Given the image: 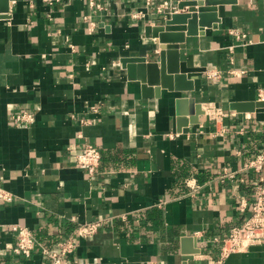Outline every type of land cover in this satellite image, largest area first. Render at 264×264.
I'll return each instance as SVG.
<instances>
[{
	"label": "crops",
	"instance_id": "0c3cea01",
	"mask_svg": "<svg viewBox=\"0 0 264 264\" xmlns=\"http://www.w3.org/2000/svg\"><path fill=\"white\" fill-rule=\"evenodd\" d=\"M180 1L10 0V16L0 17V187L11 194L0 201V264H51L43 249L71 235L69 264H185L193 247L188 264H216L231 228L249 218L255 175L245 165L264 151V0L208 11L213 25L199 24L181 48L197 69L187 74L194 89L144 97L121 60H158L153 28L186 13ZM20 109L36 121L15 124ZM87 144L102 155L93 175L76 166ZM225 169L235 177L222 179ZM90 221L102 222L98 232L78 236ZM16 225L37 240L28 258L12 251ZM227 264H264V245Z\"/></svg>",
	"mask_w": 264,
	"mask_h": 264
},
{
	"label": "built area",
	"instance_id": "2783aa9c",
	"mask_svg": "<svg viewBox=\"0 0 264 264\" xmlns=\"http://www.w3.org/2000/svg\"><path fill=\"white\" fill-rule=\"evenodd\" d=\"M151 0H147L150 3ZM169 7L166 1L159 7L161 13ZM237 33V31H233ZM246 36L245 34L243 35ZM213 78L220 76L219 72L212 73ZM259 99L264 100V90L259 91ZM224 112L220 109H213L212 116L214 119L219 120L224 116ZM13 122L20 126L28 127L36 121V114L28 109H20L11 113ZM102 155L100 149L92 144H87L83 150L77 154L76 166L81 169H86L90 174H95L101 163ZM246 169L253 171L255 178L253 181V202L251 215L241 225L231 228L228 235L224 238L221 247V256L216 264H227V259L234 253L248 251L253 246L264 245V151L259 152L253 158L249 159L245 165ZM235 177V172L228 169L224 170L221 178ZM191 184L190 181L187 185L192 189L199 187L195 181ZM1 199L10 200L11 194L4 188L0 187V201ZM165 201L160 200L159 206L164 205ZM102 222L90 221L81 223L77 228V234L80 237L94 236ZM14 230L17 233V243L13 246L12 251L21 257H30L36 248L37 240L32 231L22 225H16ZM77 238L71 235L64 240L60 241L56 248H44V254L50 259L51 264H69L67 257L75 252L77 249Z\"/></svg>",
	"mask_w": 264,
	"mask_h": 264
},
{
	"label": "water",
	"instance_id": "95a60500",
	"mask_svg": "<svg viewBox=\"0 0 264 264\" xmlns=\"http://www.w3.org/2000/svg\"><path fill=\"white\" fill-rule=\"evenodd\" d=\"M225 0H182L178 3V9H183L188 6L186 13H179L175 11L165 24H159L153 28V35L158 38L160 52L158 60L149 61L146 56H125L121 62L123 67L127 70L130 80H138L141 82L142 94L144 97L152 98L155 95L160 96L162 88L169 91H191L194 89V82L188 80L187 74L197 69L188 67L186 62L181 59V48L185 47L186 37L198 33L199 24L202 26H212L213 23L207 22L205 19L214 17L215 14L209 15L210 10L215 11L216 5L224 3ZM200 6L198 9L196 6ZM10 12V0H0V17L8 18ZM173 24H188L187 30L172 31L167 30V25ZM157 93L153 89L155 86ZM160 88V89H159ZM186 102L185 98L178 99V106L181 108ZM253 105V103H251ZM259 104V103H258ZM263 104V103H260ZM233 108L239 111L253 110V106L232 105ZM179 108V111H180ZM184 113L183 110L180 113ZM201 106L197 105V113H202ZM197 116V115H196ZM182 118V117H181ZM186 121V120H185ZM197 117L191 119V122H197ZM191 237H186V240ZM198 247H193L190 250H185V264L192 259V254L199 252Z\"/></svg>",
	"mask_w": 264,
	"mask_h": 264
}]
</instances>
